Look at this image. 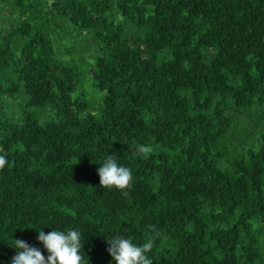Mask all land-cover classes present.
Returning <instances> with one entry per match:
<instances>
[{
  "label": "trees",
  "instance_id": "16d2710c",
  "mask_svg": "<svg viewBox=\"0 0 264 264\" xmlns=\"http://www.w3.org/2000/svg\"><path fill=\"white\" fill-rule=\"evenodd\" d=\"M0 155V264L70 229L82 264H116L117 236L264 264V0H0Z\"/></svg>",
  "mask_w": 264,
  "mask_h": 264
},
{
  "label": "clouds",
  "instance_id": "9594fccd",
  "mask_svg": "<svg viewBox=\"0 0 264 264\" xmlns=\"http://www.w3.org/2000/svg\"><path fill=\"white\" fill-rule=\"evenodd\" d=\"M137 153L147 159L153 149L149 145H137ZM8 163L4 155H0V169ZM100 187L116 188L124 196L128 195L127 189L132 186L131 170L118 166L116 158L108 155L98 169ZM37 241L43 245L48 255L45 257L40 248L21 239H15L14 249L16 255L11 257V264H82V256L79 254L82 247L80 232L70 229L67 232L53 230L45 234L38 231ZM155 237L149 238L142 246L132 243L131 239L117 236L107 240L108 253L116 264H152L146 256L154 246Z\"/></svg>",
  "mask_w": 264,
  "mask_h": 264
}]
</instances>
